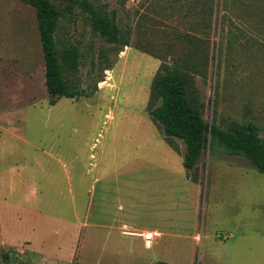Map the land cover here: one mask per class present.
<instances>
[{"label":"rangeland","instance_id":"rangeland-1","mask_svg":"<svg viewBox=\"0 0 264 264\" xmlns=\"http://www.w3.org/2000/svg\"><path fill=\"white\" fill-rule=\"evenodd\" d=\"M53 1L58 45L80 55L63 63L80 96L55 106L36 9L0 0V264H264V173L209 147L193 182L185 143L147 113L166 62L209 124L254 122L264 140V0H90L117 15L122 49Z\"/></svg>","mask_w":264,"mask_h":264},{"label":"trees","instance_id":"trees-1","mask_svg":"<svg viewBox=\"0 0 264 264\" xmlns=\"http://www.w3.org/2000/svg\"><path fill=\"white\" fill-rule=\"evenodd\" d=\"M20 1L34 7L37 12L46 61V86L50 105L55 106L62 98H78L80 93L74 91L66 79L63 63L67 71L75 70L79 65V51L69 49L62 52L56 40L62 10L53 0ZM64 1L67 4V12L72 11L75 6L88 12L92 17L93 30L108 43L118 46L119 49L130 46V38L121 32L115 13L108 15L100 11L90 0ZM197 1L205 11L208 9L211 11L212 6L208 0ZM211 23L209 17L204 24V30H208ZM192 36L187 35L190 42ZM188 91V74L176 65L162 63L151 85L147 113L174 150L178 151L171 144L172 139H179L185 143L183 166L188 172L189 179L198 182L189 175V172L197 169L200 158L209 147L222 148L231 156L245 157L260 173H264V140L260 137L261 127L254 122L237 121H231L227 129H222L217 124H209L202 111L190 101ZM2 257L5 260L9 258L6 253H3Z\"/></svg>","mask_w":264,"mask_h":264},{"label":"crops","instance_id":"crops-1","mask_svg":"<svg viewBox=\"0 0 264 264\" xmlns=\"http://www.w3.org/2000/svg\"><path fill=\"white\" fill-rule=\"evenodd\" d=\"M123 227H127L126 225H124ZM137 231H139V230H137ZM143 233H149V236L150 237H152V241H153V244H155V246H156V248H155V250L157 249V247H158V243H157V241L160 239V238H162V234L161 233H159V232H152V231H142ZM155 234V235H154ZM134 235V234H133ZM154 235V236H153ZM158 236V237H157ZM156 239H158V240H156ZM141 240H142V238H141ZM147 240V239H146ZM139 246H141L140 248L142 249V247L144 248V250H148V248H146L145 247V243H144V240H142V242H141V245H139ZM134 247V246H133ZM154 250V251H155ZM155 256H157V254H154Z\"/></svg>","mask_w":264,"mask_h":264},{"label":"built area","instance_id":"built-area-1","mask_svg":"<svg viewBox=\"0 0 264 264\" xmlns=\"http://www.w3.org/2000/svg\"><path fill=\"white\" fill-rule=\"evenodd\" d=\"M149 237H150V236H149ZM152 244H153L152 239H147V240L145 241V247L148 248V249L152 247Z\"/></svg>","mask_w":264,"mask_h":264}]
</instances>
